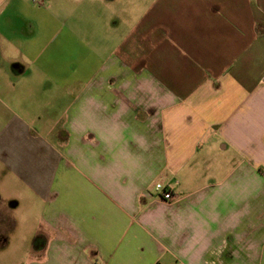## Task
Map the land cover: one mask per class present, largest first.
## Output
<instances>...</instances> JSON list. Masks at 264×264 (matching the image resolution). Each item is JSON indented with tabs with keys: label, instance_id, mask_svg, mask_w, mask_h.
Wrapping results in <instances>:
<instances>
[{
	"label": "crops",
	"instance_id": "obj_1",
	"mask_svg": "<svg viewBox=\"0 0 264 264\" xmlns=\"http://www.w3.org/2000/svg\"><path fill=\"white\" fill-rule=\"evenodd\" d=\"M31 28L0 29V264H264V0H150L109 55Z\"/></svg>",
	"mask_w": 264,
	"mask_h": 264
},
{
	"label": "rangeland",
	"instance_id": "obj_2",
	"mask_svg": "<svg viewBox=\"0 0 264 264\" xmlns=\"http://www.w3.org/2000/svg\"><path fill=\"white\" fill-rule=\"evenodd\" d=\"M150 0H0V29L9 28L12 39L17 28L24 26L28 31L31 27L38 28L36 34H28L20 40L36 36L39 43H47L54 31H62L56 46H65L66 38L77 36L78 28L82 26L92 27L100 36H108L107 55L110 54L117 33L125 34L131 27L134 17L146 8ZM116 28H118L116 32ZM53 32V33H52ZM81 35V33H80ZM54 37V36H53ZM77 37L74 39L76 42ZM58 44V45H57ZM67 46V44H66ZM81 47L80 45H78ZM95 64L89 66L94 69ZM11 234L12 249H25L28 244L27 227L18 228ZM31 243V242H30ZM14 254V253H12ZM24 256H12L11 264H19Z\"/></svg>",
	"mask_w": 264,
	"mask_h": 264
},
{
	"label": "built area",
	"instance_id": "obj_3",
	"mask_svg": "<svg viewBox=\"0 0 264 264\" xmlns=\"http://www.w3.org/2000/svg\"><path fill=\"white\" fill-rule=\"evenodd\" d=\"M156 190L161 193L162 198L165 199V200L170 201V200H173L174 197H175V195L171 191V189H169L167 186H165L161 182L156 184Z\"/></svg>",
	"mask_w": 264,
	"mask_h": 264
}]
</instances>
